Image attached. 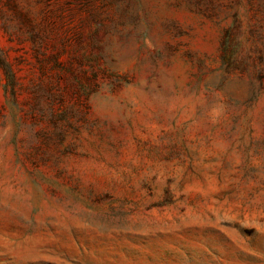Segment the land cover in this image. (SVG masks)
<instances>
[{
  "label": "rangeland",
  "instance_id": "obj_1",
  "mask_svg": "<svg viewBox=\"0 0 264 264\" xmlns=\"http://www.w3.org/2000/svg\"><path fill=\"white\" fill-rule=\"evenodd\" d=\"M0 264H264V0H0Z\"/></svg>",
  "mask_w": 264,
  "mask_h": 264
}]
</instances>
